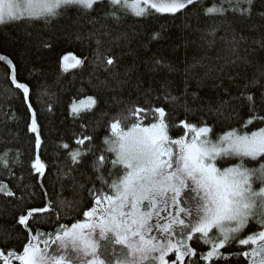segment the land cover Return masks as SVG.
<instances>
[{"label": "trees", "instance_id": "obj_1", "mask_svg": "<svg viewBox=\"0 0 264 264\" xmlns=\"http://www.w3.org/2000/svg\"><path fill=\"white\" fill-rule=\"evenodd\" d=\"M214 3L219 4L220 0H198L176 14L150 10L144 17L120 11L121 18L116 21L104 17V12L110 10L104 0L91 12L70 7L60 17L48 21L32 19L0 25V55L11 59L17 80L30 85L29 100L37 114L41 137L37 148L35 134L29 130L31 110L21 92L11 85L9 66L0 62V153L13 150L8 156L12 164L15 150H19V162L12 166L13 176L0 166V181L16 193V198L0 195V248L22 252L29 237L25 227L17 223L23 210L45 207L51 201L55 213L36 215L28 225L32 233H49L60 225L70 226L84 219L83 213L95 205L90 194L93 188L103 187L111 194L107 185L97 179L94 161L108 147L103 140L111 136L110 123L126 115L134 105L165 107L170 114L169 134L173 138L184 135V130L171 125L184 119L198 126L201 120L206 122L213 129V139L231 128L250 132L264 127V123L253 121L242 129L249 110L245 101L235 99L241 93L253 94L259 114L264 115V105L259 102L260 93L264 92V0H255L250 17L229 12L226 19L205 15L204 10ZM220 24L227 25L229 40L233 32L238 38L243 37L236 54L225 41L217 40L211 47L206 43L208 30ZM93 32L102 41L100 51L116 58L115 65L107 70L97 64L96 38H88ZM104 32L110 35L105 36ZM154 33H159V38L152 39ZM224 35L221 28L218 36ZM68 53L86 58L83 65L65 70L62 57ZM156 60L177 71L169 73L163 67L152 71ZM197 61L202 66L193 70L188 95L176 104L166 103L163 83L172 81V94L180 96L184 91L183 69ZM253 81L257 83L252 84ZM247 85L251 86L246 89ZM88 97L95 98V107L72 113L73 102ZM216 109H220L219 113ZM121 126L124 127L123 122ZM83 135L93 137V152L73 164L70 152L89 146L87 141L84 145L76 144V139ZM65 143L69 149L62 147ZM104 154L109 160L115 158L112 153ZM37 156L46 165L42 175L31 166ZM246 163L248 167L258 166ZM101 171L110 184L121 174V166L113 169L106 163ZM254 186L258 188L259 184ZM259 230L250 223L245 235ZM195 247L197 252L209 250L200 242ZM238 247V243H233L224 250L234 252ZM214 264H241V259H219Z\"/></svg>", "mask_w": 264, "mask_h": 264}, {"label": "snow or ice", "instance_id": "obj_2", "mask_svg": "<svg viewBox=\"0 0 264 264\" xmlns=\"http://www.w3.org/2000/svg\"><path fill=\"white\" fill-rule=\"evenodd\" d=\"M103 2L0 0V25L32 19L48 21L60 17L70 7L91 12ZM197 2L107 0L110 10L103 15L119 21L120 11H130L136 17H144L150 10L176 14ZM254 3L255 0H220L219 4L214 3L204 11L205 15L225 19L229 12L250 17ZM221 28L225 31L224 36H218ZM103 35L110 33L104 32ZM93 37L97 44V64H102L107 70L115 65L116 58L100 51L102 41L97 32L88 34V38ZM124 38H127L126 35ZM157 38L159 33H154L152 39ZM205 39L209 47L217 40L225 41L231 52L236 54L243 37L238 38L233 32L229 40L227 25L220 24L210 28ZM49 46L45 44V47ZM85 59L68 53L62 57V67L67 70L81 66ZM0 62L9 66L8 79L13 88L21 92L26 106L31 110L29 130L35 134V144L39 148L41 137L37 114L29 100L30 85L17 80L16 68L10 58L0 55ZM198 66H202L199 61L183 69L184 91L180 96L172 94V81L163 83V100L166 103L176 104L188 95L189 80L194 78L193 70ZM161 67L169 73L177 71L161 60L155 61L152 71ZM255 83L257 81L252 82ZM250 86L247 85L246 89ZM87 99V105L82 101L79 104L73 102L72 113L78 114L82 108L95 107V98ZM235 99L245 101L249 110V117L243 122L242 129L253 121L264 123V115L259 114L253 94L241 93ZM259 102L264 105V92L260 93ZM186 111L190 109L186 108ZM216 111L219 113L220 109ZM169 119L170 114L163 106L134 105L126 115L122 114L112 121L111 136H105L103 140L108 147L94 161L97 179L107 185L111 194L105 192L103 187L91 190L96 207L83 215L93 218V222H77L70 228L60 225L58 230L50 233L39 230L32 233L28 227L29 220L39 214H53L55 209L49 201L45 207L23 210L24 214L18 216L17 223L29 232L28 242L20 253L15 249L6 251L0 248V264H13V260L20 264H186L185 257H198L196 261H187V264H200V261L214 264L216 260H227L232 255L242 256L247 264H264V127L250 132L231 128L212 139L213 129L206 122L201 120L198 126L184 119L178 125H171L172 128L184 130V135L173 138L169 135ZM145 120L148 123L145 124ZM122 122L124 127L121 126ZM85 141L88 147L70 152L73 164H78L82 156L93 152L92 136L83 135L75 142L84 145ZM62 147L69 149L67 143ZM12 152L5 149L0 153V166L8 170L10 177L14 175L12 166L19 162V150H15L14 160L10 164L8 156ZM104 153H112L115 158L109 160ZM246 162L258 166L248 167ZM106 163H110L113 169L121 166V174L110 184L103 179L101 171ZM224 163L228 166H218ZM31 166L41 175L46 169L38 156ZM257 183L258 188L254 186ZM0 195L16 198V193L4 181H0ZM19 199L23 201L24 198ZM250 223L256 224L260 230L245 235ZM42 236L47 239L40 247L39 243L34 242H38ZM193 237L202 245L209 246V250L197 252L192 248L188 241ZM233 243L247 246L248 250L227 255L221 252V249ZM169 253H173L175 258L167 259Z\"/></svg>", "mask_w": 264, "mask_h": 264}, {"label": "flooded vegetation", "instance_id": "obj_3", "mask_svg": "<svg viewBox=\"0 0 264 264\" xmlns=\"http://www.w3.org/2000/svg\"><path fill=\"white\" fill-rule=\"evenodd\" d=\"M92 207H96V204L94 205V206H92ZM91 207V208H92ZM89 221H92L93 220V218H87ZM188 243H189V245L192 247V248H195L196 249V245L198 244V242H197V240H196V238L195 237H193V239L192 240H190V241H188ZM117 247H120L119 245L117 246ZM246 250H248L247 249V246H241V245H239V247L234 251V252H229L228 250L227 251H225L224 249H221V252H224L225 253V255H227V254H229V253H239V252H242V251H246ZM206 252V251H205ZM232 257H236L237 259H241V264H247V260L245 259V258H243L242 256H239V255H232V256H229V258H232ZM167 259H174L175 258V256H174V254L173 253H169V256L168 257H166ZM195 257H185V262H186V264H187V261H189V260H192V261H194L193 259H194ZM228 258V259H229ZM217 261V260H216ZM205 264H212V262H206V261H203ZM156 264H158V262H156Z\"/></svg>", "mask_w": 264, "mask_h": 264}, {"label": "rangeland", "instance_id": "obj_4", "mask_svg": "<svg viewBox=\"0 0 264 264\" xmlns=\"http://www.w3.org/2000/svg\"><path fill=\"white\" fill-rule=\"evenodd\" d=\"M69 63H71V61H69ZM80 102H81V101H80ZM80 102H78L77 104H79ZM82 102H83V104H85V105L89 104L88 99H84V100H82ZM85 109H87V108H82V110H85ZM82 110H81V111H82ZM169 135H170V134H169ZM212 139H213V138H212ZM218 166H219V165H218ZM82 222H93V220H92V221H89V220L86 219L85 216H84V219H83ZM68 227L70 228L71 225L68 226ZM55 231H56V230H55ZM84 231L87 232V229H85ZM41 233H43V232H41ZM49 233H50V232H49ZM45 239H47V237H46V236H42L38 242H34V243H39L40 247H43V246H44V245H43V241H44ZM54 247H55V246H53V248H54ZM14 261H15V260H13V264H14Z\"/></svg>", "mask_w": 264, "mask_h": 264}]
</instances>
